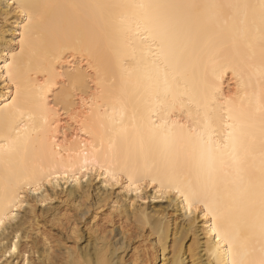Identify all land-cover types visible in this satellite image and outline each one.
<instances>
[{
    "label": "bare ground",
    "instance_id": "obj_1",
    "mask_svg": "<svg viewBox=\"0 0 264 264\" xmlns=\"http://www.w3.org/2000/svg\"><path fill=\"white\" fill-rule=\"evenodd\" d=\"M20 3L49 5L40 10L43 20L33 25V38L23 51L27 12L12 6ZM141 3L223 5L199 10L197 54L202 61L209 57L218 61V96L231 98L228 107L254 112L264 103L258 86L264 67L259 8L229 7L258 6L260 0H0V103L16 95V85L5 79L4 68L15 54L24 69L19 77L22 91L43 97L49 110L46 125L42 110L35 114L43 132H33L27 144L21 138L17 149L9 152L7 147L17 141L23 124L18 114L6 117L0 108V264H232L253 247L259 255L264 243L259 209L252 217L237 214L231 221L217 222L231 234L230 252L227 242L216 240L212 217L205 218L203 205L189 216L187 203L175 191L178 184L183 187L187 182L186 166L174 171L153 146L141 143L137 128L152 120L160 123L165 113L131 88L121 100L107 96L111 75L106 77L105 69L110 60L114 64L113 49L121 41L142 48L149 63L158 50L159 41L154 42L142 24L143 44L137 37L143 10L135 6ZM40 33L46 37L43 44L35 39ZM241 61L252 65L244 74L245 84L251 79L252 87H238L232 74ZM122 108L127 136L107 130L113 127L107 119L106 129H100L97 115L107 113L119 122ZM169 111L170 124L189 118L179 104ZM192 112L195 118V106ZM216 115L212 114L213 120ZM247 131L253 155L243 164L244 174L255 170L258 177L264 138L258 122ZM93 143L99 150L98 162L81 170L83 152L92 159ZM229 171V182L221 185L225 197L234 189L235 171ZM192 180L195 183L194 176Z\"/></svg>",
    "mask_w": 264,
    "mask_h": 264
},
{
    "label": "snow or ice",
    "instance_id": "obj_2",
    "mask_svg": "<svg viewBox=\"0 0 264 264\" xmlns=\"http://www.w3.org/2000/svg\"><path fill=\"white\" fill-rule=\"evenodd\" d=\"M12 6L27 12L26 31L21 37V51H23V45L33 38V25L43 20L40 10L49 5L20 3ZM69 7L103 6L69 5ZM135 7L143 10L142 22L136 25L139 42L143 44L146 39L140 35L142 24L143 31L147 32L154 42L159 41L158 50L149 63L142 48L131 41H121L119 46L113 49L114 64L110 60L105 69V76L111 75V88L107 96L121 100L131 88L135 92H142L148 96L159 110L165 113L160 123L152 120L147 125H140L137 131L141 143L147 142L153 146L156 154L168 161L174 171L178 167L186 166L187 182L183 187L178 184L175 191L183 196L187 203L189 216L192 215L194 208L201 210L200 206L203 205L205 218L212 217L211 227L216 233V240L227 242L231 252L233 247L231 234L228 230L222 231L217 222L231 221L237 214L245 218L252 217L258 208L260 236L264 241V139L261 140L259 176H256L255 170H248L245 175L243 168L246 159L253 155V145L246 141L249 136L247 130L255 127L258 122L261 136L264 138V103H260L254 112L234 111L228 107L231 104V98L224 99L218 96L219 89L216 85L218 61L214 57H209L205 62L197 54L200 31L199 10L224 6L196 3L166 5L141 3ZM229 7L244 9L258 7L261 23H264V0H260L258 6L245 4ZM189 19L192 23H188ZM127 31L131 32L130 25ZM35 39L42 44L46 42L43 33L37 35ZM261 40L264 45V35ZM186 55L187 59H185ZM225 59H228L227 55ZM251 59L252 57H248V61ZM261 61L264 64V47L261 51ZM251 67V63L241 61L237 67L233 68L232 74L239 81L238 87H252L251 79L247 84L244 81L245 71ZM4 68L6 69L5 79L12 80L16 85V95L0 103V108L4 110L6 117L10 113L18 114L23 124L22 128H18L17 141L7 147V151L12 152L17 149L21 138L27 144L33 132L37 134L43 132V127L37 126L35 114L38 110H42L41 118L46 125L49 122V110L43 97L22 91L19 77L24 69L16 61L15 54L13 61L4 65ZM27 75L31 79L30 64ZM258 86L261 93H264V67L260 72ZM177 104L182 110L188 111L189 118L175 120L170 124L169 110H174ZM87 106L89 109L92 107L91 104ZM193 106L196 109L195 118L192 112ZM213 113L217 114L215 120L212 118ZM88 115L91 116L92 113L89 112ZM120 117L117 122L114 116L105 113L103 116L97 115V121H99L100 129L105 130L104 120L107 119L113 125L107 130L114 132L115 135L127 136L128 127L124 124L125 110L123 108L120 111ZM25 118L28 123H24ZM135 119L133 115V121ZM103 143L104 136L101 133V148ZM93 149L91 160L88 158L89 153L83 152L84 161L80 165L81 170H88L89 165H95L98 162L96 153L99 150L95 148L94 143ZM230 169L235 171V176L231 180L234 189L225 197L221 185L229 182ZM112 176L113 179L116 178L115 173H112ZM193 176L195 183L192 180ZM128 179L130 185L134 187L133 176L129 175ZM153 182L155 183V180ZM0 223L3 221L0 220ZM15 251L16 245L13 244L12 252ZM232 264H264V243L261 244L258 256L253 247L243 253L239 259H234Z\"/></svg>",
    "mask_w": 264,
    "mask_h": 264
},
{
    "label": "rangeland",
    "instance_id": "obj_3",
    "mask_svg": "<svg viewBox=\"0 0 264 264\" xmlns=\"http://www.w3.org/2000/svg\"><path fill=\"white\" fill-rule=\"evenodd\" d=\"M157 203V201H154V204H156Z\"/></svg>",
    "mask_w": 264,
    "mask_h": 264
}]
</instances>
